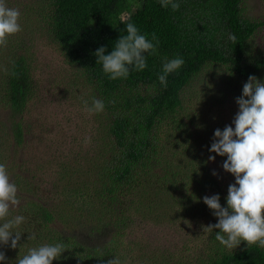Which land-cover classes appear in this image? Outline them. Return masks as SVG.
Listing matches in <instances>:
<instances>
[{"label": "trees", "instance_id": "1", "mask_svg": "<svg viewBox=\"0 0 264 264\" xmlns=\"http://www.w3.org/2000/svg\"><path fill=\"white\" fill-rule=\"evenodd\" d=\"M177 2L178 11L162 7L160 0H40L27 5L28 15L20 21L21 27L42 48L56 49L67 73L71 75L74 68L82 72V83L92 97L90 106L93 99H100L105 107L96 114L99 122L88 130L90 148L85 149L82 141L73 138L75 150L67 154L68 149L58 144L60 141L45 127L39 100L43 94L41 79L16 49L11 48L6 55L0 52V61L5 60L0 62V107L7 109L11 118L9 130L0 122V163L6 165L21 199L9 218H26L14 230L23 233L18 247L0 245L7 264H16L29 248L46 243L66 245L67 250L53 264H103L115 257L121 264H145L149 256L158 262L151 260L149 264H170L172 260L167 256L158 259L159 239L154 244L130 240V245L122 246L124 233L117 229L114 239L108 238L112 220L122 223V229L129 228L131 234H150L152 229L156 234L168 235L167 215L178 224L183 223L181 219L196 222L193 229L198 227L203 248L188 264H264V249L248 248L246 242H241L238 248L229 250L215 239L217 229L203 231L205 226L218 222L203 197L218 194L221 205L227 207L228 187L235 183V177L222 167L226 156L210 152L212 142L205 138L207 155L199 160L190 143L183 142L187 139L183 133L172 136L165 131L171 126L182 131V115L188 110L182 95L206 71L223 68L228 73L222 78L215 72L211 87L219 79L220 96H232L233 103L242 95L250 75L264 82V53H252L251 49L253 37L264 28V20L246 17L242 0ZM129 22L149 39L155 33L159 44L154 53L144 54L147 67L143 71H131L127 79L111 80L96 63L95 52L103 46L105 54H110L117 40L126 35L125 24ZM230 34L235 41L229 39ZM15 38L18 49L21 36ZM176 57L185 63L168 75L165 88L158 76L163 64ZM234 81L241 86L233 89ZM214 100L225 109V99ZM234 110H239L238 105H233ZM226 125L234 128L226 120L218 127L223 130ZM93 138L99 139L100 147L93 148ZM180 141L179 157L185 167L175 160ZM13 143L24 146L25 151L19 164L11 166L2 151ZM82 149L86 154L99 149L97 156L110 159L108 165L95 168L96 176L83 170ZM209 156H215V160H209ZM55 170L59 178L53 182ZM138 220L141 223L136 227ZM87 223L97 237L104 238V245L91 247L84 243L80 235H85ZM33 233L36 239H28ZM117 233L120 235L116 240ZM182 238L183 246L192 244L191 233Z\"/></svg>", "mask_w": 264, "mask_h": 264}, {"label": "clouds", "instance_id": "2", "mask_svg": "<svg viewBox=\"0 0 264 264\" xmlns=\"http://www.w3.org/2000/svg\"><path fill=\"white\" fill-rule=\"evenodd\" d=\"M160 4L172 11L180 8L177 0H160ZM20 16L18 8L9 7L7 0H0V48L7 47L9 37L22 31ZM125 30L126 35L117 40L110 54H105L103 46L95 52L96 63L102 65L103 72L111 80L127 79L131 71H143L147 67L144 54L154 53L159 44L155 33L149 39L133 23H126ZM229 39L235 41L236 37L230 34ZM184 63L180 57L167 60L158 76L160 84L166 88L168 75ZM83 103L89 115L104 111L105 105L100 99H93L91 106L86 100ZM236 103L239 110L232 122L234 128L226 125L223 130L216 129L209 149L221 157L226 156L222 167L235 177V183L228 187L227 207L221 205L218 194L203 197V202L218 218L217 223L205 226L203 231L210 233L217 229L215 239L229 250L238 248L241 242H246L248 248L264 249V82L250 75ZM90 142V137H85V146ZM209 160L214 161L215 156H209ZM20 204L18 187L11 181L6 165L0 163V245L12 249L18 247L23 234L14 230L26 222L23 215L9 218L11 209ZM28 239L35 240V234ZM66 250L64 243L41 244L29 248L16 264H53ZM0 262L7 264L3 251H0ZM103 264H121V261L115 257Z\"/></svg>", "mask_w": 264, "mask_h": 264}, {"label": "rangeland", "instance_id": "3", "mask_svg": "<svg viewBox=\"0 0 264 264\" xmlns=\"http://www.w3.org/2000/svg\"><path fill=\"white\" fill-rule=\"evenodd\" d=\"M39 1L40 0H7L9 7L19 9L21 13L20 21H23V18L28 15L26 11L27 5L31 2ZM242 6L244 8V15L250 20H264V0H242ZM22 24L23 22L21 25ZM17 36H21L20 40L22 42L18 49V45H15L19 44L17 38H15ZM10 44L14 46H11ZM251 47L252 53H255L256 51L264 53V28H261L257 31L252 39ZM11 48L16 49V54H22L26 58L29 69L32 72L34 71L35 75L41 79L43 94L40 95L39 100L43 105L44 113H40L42 116L44 115L46 119L45 127L47 128V131L52 133L53 137H56V140L60 141L58 144H62L68 149L66 153L68 154L71 151L70 154H72V152L75 150V148L72 147L74 144L72 143V139L76 138L78 141H82L84 144L85 137H90V133L88 131L89 128L92 126L95 127L97 122H99L96 114L89 115L86 111H84L83 101H88V105L90 106L89 100L92 101V97L89 92L90 89L82 83V72L74 68L71 71V75L67 73V68H64V62L60 58L58 51L54 48L49 50L46 47L42 48L40 44L35 43L32 35L27 33L23 26L20 33L9 37L7 47L0 48V52L6 55L9 53ZM1 58L2 57H0V60ZM0 62L3 64L5 60ZM216 69L218 71L209 70L200 75V78L198 77L199 79L197 78L192 81L191 85L184 91L182 100L187 103L188 110L182 115V131L173 130V126H171L173 128L165 127V131H169L172 136H175L176 133H183V137L187 138L183 139V142L187 145L190 143V149H193V152L198 155V158L200 157L199 160L207 155L205 151V147L207 146L203 145L205 138L207 139L206 141L213 142L215 130L218 129V125L225 120L234 126L232 122L238 112L237 110L232 111L233 105H237L236 99L233 103L232 96L229 95L228 97L224 98L220 96L219 91L221 90L222 86L217 85V83H221L219 79L215 80V82H213L214 87H211V82L214 78L215 72L221 74L222 78L228 76V73L225 72L223 68ZM211 74L213 75L211 76ZM76 76L78 79H76ZM240 86L241 85L235 81L233 82V89H236ZM214 99H225V103L223 102L225 109L220 108ZM189 110L191 114L187 115ZM0 122L1 125H4L5 128L9 130L11 118L9 111L3 107H0ZM189 134L190 138L187 137ZM94 139L95 138H93L92 141L94 144L93 148L100 147L99 139ZM178 144L179 147L177 149L175 160L180 167H185L184 160L181 161V158L179 157V154H181V141ZM90 145L92 148L93 145ZM88 147L89 144L84 146L85 149ZM24 151V146H16L13 143L9 146L8 150H5L4 148L2 154L4 156L6 155L7 160H5L8 163H11V166H14L18 165L22 160ZM84 152L85 151L82 149V153ZM98 152H100L99 149L89 152L88 154L84 153V155H81L80 159V162L84 167V169H82L94 176L97 175V173H95L97 171L96 169H102L105 165H108L110 160L108 158L102 159L98 157ZM70 158L71 157L69 156L68 159ZM164 158L166 159L167 157L164 156ZM199 160L196 161V164L199 163ZM55 161L59 162L60 158H57ZM57 173L58 177L56 176ZM54 174L55 175L51 176L54 178L53 182L58 180L59 171L55 170ZM64 178L65 176L63 177V181ZM175 210H177V208H175ZM166 218L170 222L167 224L169 227V233L167 231L163 232L168 233V235H160L159 233L156 234V231H152V229L150 230V234L143 233L141 235L136 231L131 234L128 233L129 228L122 229V223L117 222V224L112 220L110 229L112 232L108 234V238L114 239L113 235L117 229V231L119 230L124 233L121 239L123 241L121 244L122 246H124V243L126 245H130V240H140L145 241L146 243L151 242V244H154L157 239H159L160 242L158 241L159 243H157L159 251L158 253L160 254L158 255V259L160 256H167L169 260H172L170 264H188V260L196 258L198 256L199 250L203 248L201 241L198 240L199 232L196 231L198 230V227L193 229L196 225V222L192 220L181 219L183 223L178 224L177 220L173 219L171 216L167 215ZM140 223L141 222L139 220L135 221V224H137L136 227H139ZM90 228L91 227H89L87 223L85 228L86 230H84L85 235H80L83 238L82 240L84 243L90 245L91 247L104 245L106 243L104 238L97 237L96 231H92ZM190 233L192 235V244H190L188 247H185L181 244V242H183L181 241L183 239L182 236L183 234L187 235ZM119 235V233L116 234V240ZM151 260H153L155 263L157 262L152 256H149L148 258L144 259V263L149 264Z\"/></svg>", "mask_w": 264, "mask_h": 264}]
</instances>
